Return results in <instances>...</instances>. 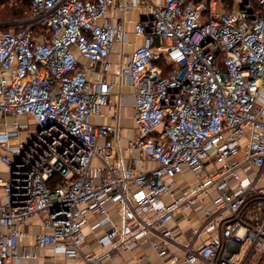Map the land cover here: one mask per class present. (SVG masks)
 Masks as SVG:
<instances>
[{"label":"built area","instance_id":"built-area-1","mask_svg":"<svg viewBox=\"0 0 264 264\" xmlns=\"http://www.w3.org/2000/svg\"><path fill=\"white\" fill-rule=\"evenodd\" d=\"M133 8L143 41L113 73ZM15 21H0V264L19 258L35 214L37 245L77 264H104L107 245L127 251L143 239L162 264H264V0H30ZM120 74L134 87L128 149L154 161L150 170L124 157L117 116L94 122L123 95ZM186 167L199 185L167 201ZM212 189L215 208L199 226L171 225ZM108 204L122 223L99 238L103 251L86 253L83 229Z\"/></svg>","mask_w":264,"mask_h":264},{"label":"crops","instance_id":"crops-1","mask_svg":"<svg viewBox=\"0 0 264 264\" xmlns=\"http://www.w3.org/2000/svg\"><path fill=\"white\" fill-rule=\"evenodd\" d=\"M141 10L133 8L127 15L126 30L128 32V43L117 44L112 51L113 69L112 72L116 73L117 65L123 60L127 62L128 54L139 44L142 43L143 38H138L134 35V22L141 18ZM114 14H118L115 11ZM112 22H117V18L113 17ZM132 24V25H130ZM93 80H99L101 73L96 68L91 73ZM118 81H122L119 87L123 95L113 94L111 103L104 109L101 116L95 117L96 123H109L118 118L124 132L121 138V143L124 146V157L128 160L137 156L140 158V164L146 170H150L156 166V163L151 160H145L143 156L137 151L128 149L130 140L137 135L136 123L133 117L134 113V87L131 84L128 75L120 74L117 76ZM132 101V116H130V107L127 103ZM244 157V149L236 157L241 160ZM222 164L214 160L209 162L210 169H215ZM258 171V168L251 167L247 170H242L243 173L252 176ZM7 166L0 163V173H6ZM200 183L198 176L189 168H184L183 172L175 177L174 194L166 197V200L171 202L178 197L183 196V191L189 187L197 186ZM216 191L212 189L206 196L202 195V199L194 202L192 207L186 208L184 206L182 211L178 213L176 218L171 222L173 227H176L181 233L188 232L190 229L195 228L201 224L206 214L212 212L215 208L213 204V196ZM109 214H92L89 218V223L83 229L82 248L86 253H95L103 251L104 248L99 242V238L106 234L110 227L114 224H121L122 218L113 204H108ZM44 214H35L29 220L27 225V234L20 239L17 247L18 259L12 260L9 264H77L75 259L67 257L62 251L56 249L54 246L39 247L35 241V236L43 230ZM5 229V227H3ZM29 249L31 256H24L25 250ZM111 251H114V258L104 260V264H123L125 262L136 264L139 261L151 259L153 264H162V259L156 254L149 239L141 240L140 244L132 250L123 251L116 244H109L106 246Z\"/></svg>","mask_w":264,"mask_h":264},{"label":"trees","instance_id":"trees-1","mask_svg":"<svg viewBox=\"0 0 264 264\" xmlns=\"http://www.w3.org/2000/svg\"><path fill=\"white\" fill-rule=\"evenodd\" d=\"M30 11V0H0V19L3 20H16L27 17ZM159 64L164 66L165 72L166 64L165 61H159ZM62 182V178L57 175L52 181L51 185L55 186L57 183Z\"/></svg>","mask_w":264,"mask_h":264},{"label":"rangeland","instance_id":"rangeland-1","mask_svg":"<svg viewBox=\"0 0 264 264\" xmlns=\"http://www.w3.org/2000/svg\"><path fill=\"white\" fill-rule=\"evenodd\" d=\"M29 14V13H28ZM1 20H3V19H0V21ZM17 20V19H16ZM7 22H12V23H14V22H16L15 20H7ZM130 25H132V24H130ZM263 104H264V95L261 97V100H260ZM127 107L129 108L130 107V116H128V118H131V116H132V101L131 100H129V102L127 103ZM123 129V128H122ZM123 132H124V130H123ZM125 133V132H124ZM240 256H241V254H240ZM252 262H253V260H251V259H248L247 261H246V264H252Z\"/></svg>","mask_w":264,"mask_h":264}]
</instances>
